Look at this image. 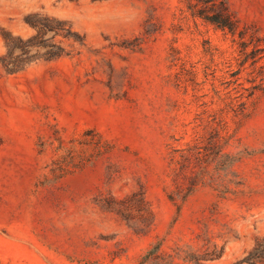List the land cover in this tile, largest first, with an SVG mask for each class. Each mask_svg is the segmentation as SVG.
<instances>
[{
  "label": "rangeland",
  "instance_id": "374dc122",
  "mask_svg": "<svg viewBox=\"0 0 264 264\" xmlns=\"http://www.w3.org/2000/svg\"><path fill=\"white\" fill-rule=\"evenodd\" d=\"M228 5L0 0V264H264V0Z\"/></svg>",
  "mask_w": 264,
  "mask_h": 264
},
{
  "label": "trees",
  "instance_id": "16d2710c",
  "mask_svg": "<svg viewBox=\"0 0 264 264\" xmlns=\"http://www.w3.org/2000/svg\"><path fill=\"white\" fill-rule=\"evenodd\" d=\"M191 8L199 3L206 5L199 11L191 9L195 17L203 19L206 23L215 26V28L229 32L233 35L237 34L239 24L233 13L231 12L228 0H198L199 3L192 4Z\"/></svg>",
  "mask_w": 264,
  "mask_h": 264
}]
</instances>
